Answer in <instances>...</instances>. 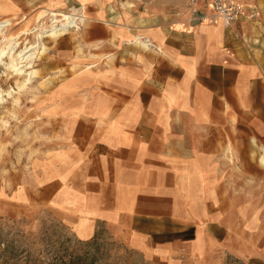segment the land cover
Here are the masks:
<instances>
[{
    "label": "crops",
    "instance_id": "obj_1",
    "mask_svg": "<svg viewBox=\"0 0 264 264\" xmlns=\"http://www.w3.org/2000/svg\"><path fill=\"white\" fill-rule=\"evenodd\" d=\"M238 1L259 16L227 28L192 21L187 0H74L104 59L50 95L62 122L39 197L78 239L104 230L161 262L249 253L264 228V0ZM75 46L56 44L58 65Z\"/></svg>",
    "mask_w": 264,
    "mask_h": 264
},
{
    "label": "rangeland",
    "instance_id": "obj_2",
    "mask_svg": "<svg viewBox=\"0 0 264 264\" xmlns=\"http://www.w3.org/2000/svg\"><path fill=\"white\" fill-rule=\"evenodd\" d=\"M79 9L83 5L74 0H0V22L10 21L3 34L19 41L17 52L36 42L40 50L45 47L31 68L22 64L27 65L22 76L7 68L6 56L0 61V264H186L182 258L147 259L104 230L91 240L78 239L48 207L40 206V173L52 164L62 122L50 95L61 81L88 71L104 55L86 51L82 34L90 19L87 6L80 29H69L60 37L38 36L44 27L51 28L53 19L62 24L63 15ZM67 36L77 50L75 60L62 67L54 51ZM33 69L37 74L22 88ZM257 150L264 156L263 148ZM262 214L256 212L257 224ZM249 241L242 245L248 247L247 255L220 254L214 264H264V228L256 227Z\"/></svg>",
    "mask_w": 264,
    "mask_h": 264
},
{
    "label": "built area",
    "instance_id": "obj_3",
    "mask_svg": "<svg viewBox=\"0 0 264 264\" xmlns=\"http://www.w3.org/2000/svg\"><path fill=\"white\" fill-rule=\"evenodd\" d=\"M205 2L211 8V15L208 16L201 8L200 3ZM187 8L190 13L191 20L194 22H204L209 19L213 21H222L223 25L227 28L233 27L241 16L245 14L246 8L251 9L250 18L255 19L259 16V12L256 7H246L238 0H187ZM81 9V8H80ZM72 11L69 13L72 19L69 20L67 30H78L85 22V16L82 11ZM61 17V16H59ZM66 21V20H63ZM62 21L55 22V25H61Z\"/></svg>",
    "mask_w": 264,
    "mask_h": 264
},
{
    "label": "bare ground",
    "instance_id": "obj_4",
    "mask_svg": "<svg viewBox=\"0 0 264 264\" xmlns=\"http://www.w3.org/2000/svg\"><path fill=\"white\" fill-rule=\"evenodd\" d=\"M83 9H84V7H83ZM44 16H45V14L42 15L40 17V19H42ZM70 19H72L70 14L63 15V20H66V21H64V23H62L61 25L52 24L51 28H49V29L48 28L46 29L44 27L43 31L40 33V36H38V38H41L42 35L45 33H47L48 36H52V37H58L59 36L60 37L62 34H64L65 31H68L67 27H68ZM85 20H86V17H85ZM53 21L56 22V19H53ZM9 23H10L9 20L0 22V34H2V41L0 44V58L2 59L3 57L6 56L10 60L9 63L5 64L7 66V68L10 70H13V72L22 76L26 72L24 67L27 66V65H22V64L27 63L31 68V65H32L31 61H33V58L35 56L39 55L40 53H43L45 47L43 46V50H40V48L42 46L40 47L39 43L36 42V44H33L30 47H26L25 51H20L18 53L17 47L20 44L19 41L17 42L15 38L9 39L7 36H5L3 34V29H5ZM139 40L140 39L138 37L135 39L136 42ZM146 43L150 44L149 41H147V40H146ZM2 44H4V45L2 46ZM145 46H146V44H145ZM1 59H0V61H3V59L2 60ZM18 60H20V61H18ZM36 74H37L36 69H33L30 72H27L28 78L22 84V88L26 87L27 83L31 82L32 78H34ZM0 101H1V98H0ZM260 162L264 166V156H261Z\"/></svg>",
    "mask_w": 264,
    "mask_h": 264
}]
</instances>
